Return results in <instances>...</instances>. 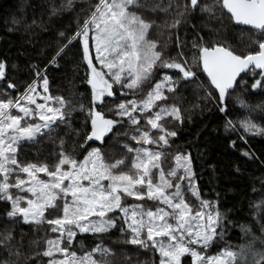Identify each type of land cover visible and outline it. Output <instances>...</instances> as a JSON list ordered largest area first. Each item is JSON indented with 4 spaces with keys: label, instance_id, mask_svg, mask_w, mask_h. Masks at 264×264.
<instances>
[{
    "label": "snow or ice",
    "instance_id": "6c2138e0",
    "mask_svg": "<svg viewBox=\"0 0 264 264\" xmlns=\"http://www.w3.org/2000/svg\"><path fill=\"white\" fill-rule=\"evenodd\" d=\"M75 7L76 0L59 4L52 0L49 15ZM80 12L75 29L59 33L64 42L58 43L48 63L59 66V58L79 49L85 70L82 82L90 89L87 104L80 94L67 99L53 95L46 70H35V78L20 91L6 78L7 64L0 60V202L9 205L7 220L37 228L47 225L49 232L57 234L45 240L42 252L28 259L46 257V264H109L107 257L113 253L103 237L118 230L125 244L150 251L152 264H264V234L250 235L239 250L225 241L226 221H232L220 209L219 193L215 200L203 198L191 153L168 151L177 131L165 125V121L177 126L184 122L179 105L168 103L182 82L203 88L204 99L215 101L217 110L226 114V99L237 89L264 94V0H214L212 4L205 0H96L81 6ZM145 12L172 16L171 22L163 23L173 29L197 13L221 23L227 18L233 26H247L254 38L247 51H238L227 40L205 43L197 32L186 55L177 35L176 54L166 57L158 50V41L148 35L161 25L145 19ZM198 71L206 74L207 87L199 81ZM236 101L249 113L260 109L264 117V104L250 106L240 96ZM75 112L83 116L79 128L73 127ZM125 123L134 129L129 138L136 146L125 143L121 158L109 161L102 146L110 133L120 135L114 129ZM62 128L65 135L77 138L67 148L59 135ZM224 130L264 136V124L250 115L237 121L226 119ZM238 138L247 143L243 135ZM44 139L59 140L51 163L47 157L40 160L39 153L36 162L21 159L25 145L35 146ZM230 146L236 147V141H230ZM241 155L251 159L254 154L241 149ZM169 157L171 166L166 168ZM129 198L137 202L127 203ZM250 207L264 220V195L259 203L250 202ZM241 228L245 234L252 233L245 225ZM78 233L91 234L99 242L86 249L81 235L78 255L73 249ZM13 239L11 229L0 230V248L8 253L0 264H16L12 258L19 259Z\"/></svg>",
    "mask_w": 264,
    "mask_h": 264
},
{
    "label": "trees",
    "instance_id": "16d2710c",
    "mask_svg": "<svg viewBox=\"0 0 264 264\" xmlns=\"http://www.w3.org/2000/svg\"><path fill=\"white\" fill-rule=\"evenodd\" d=\"M51 2L52 0H0V60L6 61V78L11 79L18 85L19 90L23 91L24 86L35 78V70H46L50 92L53 95H62L67 99L80 94L82 102L87 104L90 89L82 82L85 70L80 64L79 49L73 48L67 56L59 58V66L49 65L48 62L54 55L58 43L64 42L59 33L63 31L67 34L74 30L76 13L80 12L81 6L87 7L88 3H95L96 0H76L74 10L65 11L54 17L49 15L48 5ZM55 2L59 4L61 0H55ZM205 2L212 4L214 0H205ZM83 15L80 12L81 20ZM144 17L155 20L161 25L159 28L150 30L149 38L158 41L159 50L162 49L166 57L176 54L177 35L183 42L182 47L186 49V55L189 54L191 41L197 32L204 38L205 43L227 40L228 44L238 51H247L246 45L250 38H254L253 33L246 28L233 26L227 18H224L221 23L218 19H210L205 13L185 17L178 28L174 29L164 26L163 22L165 20L171 22L172 16L163 12L155 14L145 12ZM13 20H18L20 23L14 24ZM193 70L196 71V69ZM197 75L199 81L207 87L206 75L199 71ZM12 94L15 95V92ZM215 95L217 93L213 92V96ZM237 96L244 99L250 106L264 104V94H259L258 90L253 93L251 90L245 92L243 89H237L232 93L231 99L226 101L228 113H220L215 101L204 99L203 88H198L196 83L182 82L176 97L169 95L168 103L179 105L184 122L177 126L175 123L169 124L165 121V125L177 131V137L173 138L174 143L168 151L174 153L180 150L191 153L203 198L215 200L216 194L219 193L220 209L226 213L227 220L232 221L231 224H227L226 221L225 241L239 250L240 246L247 244L250 235L264 234L261 232V224H264V220L260 219L261 213L250 207V202L259 203L260 197L264 195V136H250L242 130L226 133L224 123L226 119L237 121L250 115L255 122L264 124V117L261 116L260 109L251 113L241 109L236 101ZM82 120L83 116L79 112L73 113V127L79 128ZM133 131L134 129L125 123L124 127L117 126L114 129V132H119L120 135L109 134L102 146L107 160L121 158L125 152L123 148L125 143L136 146L135 142L129 138ZM124 132L128 135H123ZM153 134H155L154 131ZM59 135L66 142L65 148L71 146L77 139L71 133L65 135L63 128ZM240 135L245 137L246 144L238 138ZM232 140L236 141V147L230 146ZM241 149L253 153V158L242 156ZM58 150V139L55 143L44 139L35 146L25 145L21 151V159L25 162H36L39 153L40 160L47 157V162L51 163ZM165 164L166 167L171 166V157L165 161ZM236 167H239V172L235 171ZM253 187L256 189L255 192ZM130 202L127 200V203ZM8 208V204L0 202V230L9 228L13 231L12 246L14 249L18 248L21 253L19 259L15 257L12 259L16 261V264H36V261H39V264H46L48 259L46 257L35 256L34 259H28V257L33 253L42 252L45 248V240L57 234L49 232L47 225L37 228L7 220L5 214ZM46 215H48L47 212ZM241 225L252 229V233L245 234ZM81 235L85 238L86 249H90L99 242L91 234H78L77 240L73 242V249L77 250L78 255L80 254L78 241ZM33 241L38 243L34 244ZM103 241L113 253L107 257L109 264H152L153 254L137 246L125 244L118 230H113L109 236L103 237ZM215 250L214 247L209 252ZM7 258L8 253L0 248V259Z\"/></svg>",
    "mask_w": 264,
    "mask_h": 264
},
{
    "label": "rangeland",
    "instance_id": "374dc122",
    "mask_svg": "<svg viewBox=\"0 0 264 264\" xmlns=\"http://www.w3.org/2000/svg\"><path fill=\"white\" fill-rule=\"evenodd\" d=\"M149 33H150V31H149ZM149 35V34H148ZM158 50H159V46H158ZM154 132H155V130H153ZM164 166L166 167V164H165V162H164ZM167 168V167H166ZM40 176H41V178H46L45 176H44V174H40ZM14 194H15V192H14ZM128 200H130L131 202L130 203H133V202H137V201H133V199L132 198H129ZM148 206H151V202H149V204H148ZM46 215V214H45ZM27 225H30V224H27ZM79 234V233H78Z\"/></svg>",
    "mask_w": 264,
    "mask_h": 264
},
{
    "label": "water",
    "instance_id": "95a60500",
    "mask_svg": "<svg viewBox=\"0 0 264 264\" xmlns=\"http://www.w3.org/2000/svg\"><path fill=\"white\" fill-rule=\"evenodd\" d=\"M238 27H240V28H246L247 29V26H238ZM204 74V73H203ZM206 75V74H205ZM226 101H227V99H226Z\"/></svg>",
    "mask_w": 264,
    "mask_h": 264
}]
</instances>
